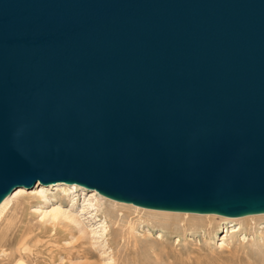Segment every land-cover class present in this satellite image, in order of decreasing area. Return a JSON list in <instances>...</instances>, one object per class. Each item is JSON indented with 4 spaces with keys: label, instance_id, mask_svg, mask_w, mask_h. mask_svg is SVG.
Returning a JSON list of instances; mask_svg holds the SVG:
<instances>
[{
    "label": "water",
    "instance_id": "water-1",
    "mask_svg": "<svg viewBox=\"0 0 264 264\" xmlns=\"http://www.w3.org/2000/svg\"><path fill=\"white\" fill-rule=\"evenodd\" d=\"M38 182L264 213V0H0V203Z\"/></svg>",
    "mask_w": 264,
    "mask_h": 264
},
{
    "label": "rangeland",
    "instance_id": "rangeland-1",
    "mask_svg": "<svg viewBox=\"0 0 264 264\" xmlns=\"http://www.w3.org/2000/svg\"><path fill=\"white\" fill-rule=\"evenodd\" d=\"M22 189L11 194L0 214V233L10 225L27 240V264H264V218L251 223L215 218L202 228H162L159 221L165 218L136 212L80 185L36 183ZM58 207L76 220L43 214ZM193 220L168 219L173 224ZM18 247L0 253V264H10Z\"/></svg>",
    "mask_w": 264,
    "mask_h": 264
},
{
    "label": "bare ground",
    "instance_id": "bare-ground-1",
    "mask_svg": "<svg viewBox=\"0 0 264 264\" xmlns=\"http://www.w3.org/2000/svg\"><path fill=\"white\" fill-rule=\"evenodd\" d=\"M62 184L70 185V186H73V187L77 186V184H75V183L69 184V183H64V182L57 183V184L55 183V184H53V186H56V185L58 186V185H62ZM22 188H23L22 186L16 188V189H18V192H17L18 194H20V192L23 191ZM15 190H13L11 192V194ZM11 194L8 195L0 203V214H2V212L7 208L8 204H9V198H10ZM97 194H99V193L97 192ZM99 195H101V194H99ZM101 196H103V195H101ZM113 201L116 202V203H120V204H124V205H127V206H131V207L134 208V210L136 212L142 211L143 213L146 212L149 215H152V216H154L156 218H165L164 220L159 221V223H160L162 228H165L166 226H171L170 228H180L181 230H183L184 228H188V227H190V228H202V227H205V226L211 224V222L214 221L215 218H219L220 220L239 221V222H245V223H251L254 220L264 218V213L250 214V215H245V216H242V217H239V218H232V217H228V216H224V215H218V214H213V213L212 214H204L203 215V214H191V213H186V212L160 211V210H153V209H147V208H144V207H139V206L134 205V204L123 203V202H120V201H117V200H113ZM90 205L92 206V203H90ZM44 213H47V215H49L51 217V219H55V218H58V216H61V217H65V218H67L69 220H76L73 217V215H70V213L67 214V213L63 212L62 209L61 210L59 209V207L58 208H53L52 210H50L48 212L44 211L43 214ZM176 216H189V217H193L197 221L193 220V221H191V223H184V221H178L177 224H173V223H170L168 221V219H170L172 217H176ZM211 218H213V219L211 220ZM203 220H205L204 223H203ZM199 221H201V222H199ZM254 226L251 225L250 227L254 228ZM102 229L104 230L105 227H103ZM15 232H17V231H15ZM21 239H24V238L21 237L20 235H17L15 233H13V230L10 228V225L5 229L4 232L0 233V253H3V255H4L5 252H6V249L11 247V246H13L14 244H17L19 246L15 250L16 253L13 252V253H11L9 255L10 259H11L10 260V264L11 263L12 264H27L25 259H24L23 253L29 252L30 251V247H29V244H28L27 240H21ZM26 260H27V258H26Z\"/></svg>",
    "mask_w": 264,
    "mask_h": 264
}]
</instances>
